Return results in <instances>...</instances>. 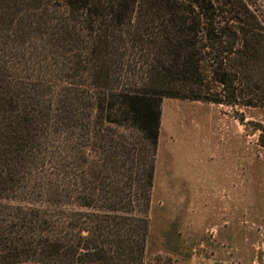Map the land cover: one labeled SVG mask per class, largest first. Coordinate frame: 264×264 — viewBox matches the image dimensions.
<instances>
[{"label": "trees", "instance_id": "1", "mask_svg": "<svg viewBox=\"0 0 264 264\" xmlns=\"http://www.w3.org/2000/svg\"><path fill=\"white\" fill-rule=\"evenodd\" d=\"M165 98L264 110V0H0V264H138Z\"/></svg>", "mask_w": 264, "mask_h": 264}, {"label": "rangeland", "instance_id": "2", "mask_svg": "<svg viewBox=\"0 0 264 264\" xmlns=\"http://www.w3.org/2000/svg\"><path fill=\"white\" fill-rule=\"evenodd\" d=\"M144 216L138 264H264V110L163 99Z\"/></svg>", "mask_w": 264, "mask_h": 264}]
</instances>
